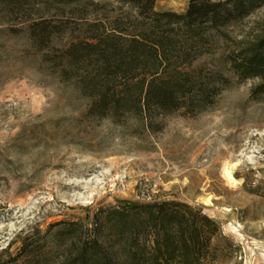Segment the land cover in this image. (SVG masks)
<instances>
[{
	"label": "rangeland",
	"instance_id": "obj_1",
	"mask_svg": "<svg viewBox=\"0 0 264 264\" xmlns=\"http://www.w3.org/2000/svg\"><path fill=\"white\" fill-rule=\"evenodd\" d=\"M219 1V0H213ZM157 12L183 14L185 0H157ZM264 9L224 32L249 40ZM0 27V264L18 259L31 238L43 263L66 253L62 229L90 225L100 209L121 203L177 200L215 221L223 236L217 264H264V96L256 81H237L196 116L141 122L87 114L88 101L24 36ZM66 40L56 41L61 47ZM217 55L203 58L213 67ZM231 169L239 183L224 177Z\"/></svg>",
	"mask_w": 264,
	"mask_h": 264
},
{
	"label": "trees",
	"instance_id": "obj_2",
	"mask_svg": "<svg viewBox=\"0 0 264 264\" xmlns=\"http://www.w3.org/2000/svg\"><path fill=\"white\" fill-rule=\"evenodd\" d=\"M183 14L155 10L157 0H0V27L24 35L88 101L87 114L135 119L153 131L156 117L196 116L237 81L264 96V23L238 42L224 32L264 9V0H185ZM66 40L61 47L56 41ZM231 49L210 67L217 43ZM66 253L54 264H217L218 224L177 201L124 202L100 209L90 225L61 230ZM31 238L18 259L43 263Z\"/></svg>",
	"mask_w": 264,
	"mask_h": 264
},
{
	"label": "bare ground",
	"instance_id": "obj_3",
	"mask_svg": "<svg viewBox=\"0 0 264 264\" xmlns=\"http://www.w3.org/2000/svg\"><path fill=\"white\" fill-rule=\"evenodd\" d=\"M223 175L225 179L231 184V185H238L239 183L233 178L231 169L229 170L228 168H224Z\"/></svg>",
	"mask_w": 264,
	"mask_h": 264
}]
</instances>
